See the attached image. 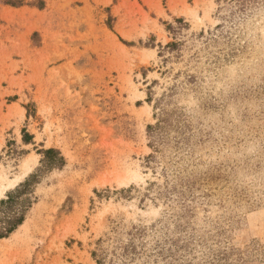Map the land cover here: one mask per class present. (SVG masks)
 I'll return each instance as SVG.
<instances>
[{
    "label": "rangeland",
    "instance_id": "374dc122",
    "mask_svg": "<svg viewBox=\"0 0 264 264\" xmlns=\"http://www.w3.org/2000/svg\"><path fill=\"white\" fill-rule=\"evenodd\" d=\"M262 3L0 0V264H264Z\"/></svg>",
    "mask_w": 264,
    "mask_h": 264
},
{
    "label": "trees",
    "instance_id": "16d2710c",
    "mask_svg": "<svg viewBox=\"0 0 264 264\" xmlns=\"http://www.w3.org/2000/svg\"><path fill=\"white\" fill-rule=\"evenodd\" d=\"M174 44H171V47ZM45 154L52 153V151H46ZM32 178V177H31ZM34 178L26 180L24 183L20 184L13 192L8 193L7 200L0 202V208L3 206L7 207V210L15 204L16 198L20 195L25 194L29 190V186ZM16 194V195H15ZM24 203H29V199L25 198L22 200ZM29 206V205H28ZM25 206L18 211L6 212L8 214L4 215L3 225L0 228V238L6 237L10 234L17 226H19L24 220Z\"/></svg>",
    "mask_w": 264,
    "mask_h": 264
},
{
    "label": "snow or ice",
    "instance_id": "6c2138e0",
    "mask_svg": "<svg viewBox=\"0 0 264 264\" xmlns=\"http://www.w3.org/2000/svg\"><path fill=\"white\" fill-rule=\"evenodd\" d=\"M262 7H264V3H262ZM168 135V131L166 128H160L157 133V138H165ZM130 239V238H129ZM139 243V242H138ZM178 264V262H177ZM235 264H240L239 261L235 262Z\"/></svg>",
    "mask_w": 264,
    "mask_h": 264
}]
</instances>
